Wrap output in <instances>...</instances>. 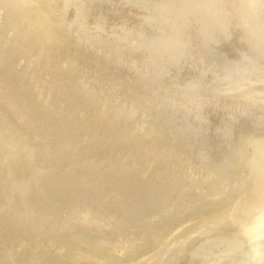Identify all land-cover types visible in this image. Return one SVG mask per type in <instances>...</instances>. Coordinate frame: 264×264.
<instances>
[{
    "label": "bare ground",
    "instance_id": "1",
    "mask_svg": "<svg viewBox=\"0 0 264 264\" xmlns=\"http://www.w3.org/2000/svg\"><path fill=\"white\" fill-rule=\"evenodd\" d=\"M0 264H264V0H0Z\"/></svg>",
    "mask_w": 264,
    "mask_h": 264
}]
</instances>
